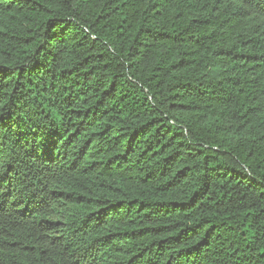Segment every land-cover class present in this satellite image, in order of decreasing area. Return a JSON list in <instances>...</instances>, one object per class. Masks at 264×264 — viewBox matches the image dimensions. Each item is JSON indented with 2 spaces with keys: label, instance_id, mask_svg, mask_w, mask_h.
Here are the masks:
<instances>
[{
  "label": "trees",
  "instance_id": "obj_1",
  "mask_svg": "<svg viewBox=\"0 0 264 264\" xmlns=\"http://www.w3.org/2000/svg\"><path fill=\"white\" fill-rule=\"evenodd\" d=\"M0 264H264V0H0Z\"/></svg>",
  "mask_w": 264,
  "mask_h": 264
}]
</instances>
